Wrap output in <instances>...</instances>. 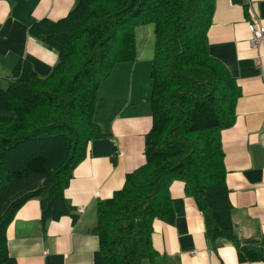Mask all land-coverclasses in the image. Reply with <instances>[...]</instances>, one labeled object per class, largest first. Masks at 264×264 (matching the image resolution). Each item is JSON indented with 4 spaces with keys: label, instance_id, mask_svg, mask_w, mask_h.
<instances>
[{
    "label": "trees",
    "instance_id": "trees-1",
    "mask_svg": "<svg viewBox=\"0 0 264 264\" xmlns=\"http://www.w3.org/2000/svg\"><path fill=\"white\" fill-rule=\"evenodd\" d=\"M216 1L78 0L64 18L31 25L29 34L57 61L46 77L19 61L0 85V264H16L6 230L26 202L40 200L43 223L71 214L63 193L88 144L105 136L94 120L99 87L116 65L137 61L135 28L145 25L154 34L145 164L96 204L94 264L158 262L151 227L155 219L173 223L168 189L175 180L202 213L207 239L243 251L232 231L220 145L240 90L206 47Z\"/></svg>",
    "mask_w": 264,
    "mask_h": 264
},
{
    "label": "crops",
    "instance_id": "crops-1",
    "mask_svg": "<svg viewBox=\"0 0 264 264\" xmlns=\"http://www.w3.org/2000/svg\"><path fill=\"white\" fill-rule=\"evenodd\" d=\"M77 1L0 0V76H9L19 61L38 76H48L57 53L32 37L29 28L64 18ZM251 25L264 31V0H217L206 35L208 55L225 66L240 90L233 125L221 131L220 145L232 231L243 251L238 253L227 239H207L202 213L185 195L184 183L175 180L168 189L173 223L155 219L151 227L156 264H264V40L251 47ZM140 62L124 64V87L110 83L109 96L99 87L94 120L105 136L88 144L85 160L63 193L71 214L43 223L41 202L33 199L8 225L7 253L16 264H94L99 245L90 229L96 204L111 199L126 175L145 164L151 87L149 68ZM119 65L106 81L121 75L115 72Z\"/></svg>",
    "mask_w": 264,
    "mask_h": 264
},
{
    "label": "rangeland",
    "instance_id": "rangeland-1",
    "mask_svg": "<svg viewBox=\"0 0 264 264\" xmlns=\"http://www.w3.org/2000/svg\"><path fill=\"white\" fill-rule=\"evenodd\" d=\"M136 31V41H137V51H138V58L137 61L141 60V64L145 66V68H149L150 70V64H151V57H152V50H153V43H154V34H153V26L152 25H145L135 28ZM119 68H123L120 71ZM149 70L147 73H149ZM115 72H120L121 75H114L111 79V81H104L101 86L105 90V96H109L111 94L110 90V83H117L118 88L124 87L127 79L124 76L125 73V65L120 64ZM141 75L136 74V77H140ZM7 77L6 75L0 76V85L4 86V82L2 79ZM110 80V79H109ZM102 91V89H101ZM100 91V92H101ZM99 92V95L101 94Z\"/></svg>",
    "mask_w": 264,
    "mask_h": 264
},
{
    "label": "built area",
    "instance_id": "built-area-1",
    "mask_svg": "<svg viewBox=\"0 0 264 264\" xmlns=\"http://www.w3.org/2000/svg\"><path fill=\"white\" fill-rule=\"evenodd\" d=\"M251 32H252V38L250 41V45L252 48H257L259 43H261L264 40V31L260 28H257L256 25H251Z\"/></svg>",
    "mask_w": 264,
    "mask_h": 264
}]
</instances>
